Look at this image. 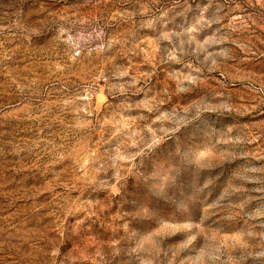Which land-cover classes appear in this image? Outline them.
Returning a JSON list of instances; mask_svg holds the SVG:
<instances>
[{
  "label": "rangeland",
  "instance_id": "1",
  "mask_svg": "<svg viewBox=\"0 0 264 264\" xmlns=\"http://www.w3.org/2000/svg\"><path fill=\"white\" fill-rule=\"evenodd\" d=\"M0 264H264V0H0Z\"/></svg>",
  "mask_w": 264,
  "mask_h": 264
}]
</instances>
